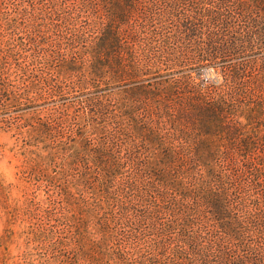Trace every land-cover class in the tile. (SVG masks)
<instances>
[{
  "label": "trees",
  "instance_id": "trees-1",
  "mask_svg": "<svg viewBox=\"0 0 264 264\" xmlns=\"http://www.w3.org/2000/svg\"><path fill=\"white\" fill-rule=\"evenodd\" d=\"M0 123L20 264H264V0H0Z\"/></svg>",
  "mask_w": 264,
  "mask_h": 264
},
{
  "label": "rangeland",
  "instance_id": "rangeland-1",
  "mask_svg": "<svg viewBox=\"0 0 264 264\" xmlns=\"http://www.w3.org/2000/svg\"><path fill=\"white\" fill-rule=\"evenodd\" d=\"M174 68L167 71L172 79L179 78L180 75L179 67ZM218 69L216 64H206L199 71L201 79H213ZM48 106H53V103ZM13 134V131L7 130L0 123V264H20L26 249L22 237L26 226L18 220L9 223L7 214L16 204H23L27 197L26 186L18 174L22 155L15 147L16 138Z\"/></svg>",
  "mask_w": 264,
  "mask_h": 264
}]
</instances>
